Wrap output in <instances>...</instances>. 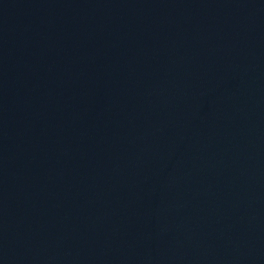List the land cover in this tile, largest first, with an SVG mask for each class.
<instances>
[{"label": "water", "instance_id": "obj_1", "mask_svg": "<svg viewBox=\"0 0 264 264\" xmlns=\"http://www.w3.org/2000/svg\"><path fill=\"white\" fill-rule=\"evenodd\" d=\"M0 264H264V0H0Z\"/></svg>", "mask_w": 264, "mask_h": 264}]
</instances>
